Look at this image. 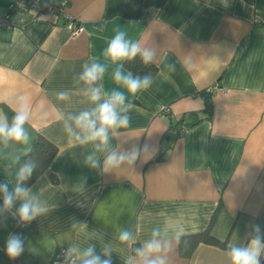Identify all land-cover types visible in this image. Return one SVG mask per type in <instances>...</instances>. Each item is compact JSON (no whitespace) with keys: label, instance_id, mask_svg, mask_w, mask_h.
<instances>
[{"label":"crops","instance_id":"0c3cea01","mask_svg":"<svg viewBox=\"0 0 264 264\" xmlns=\"http://www.w3.org/2000/svg\"><path fill=\"white\" fill-rule=\"evenodd\" d=\"M12 1L0 0V22L8 24L0 26V116L23 96L30 141L0 144V176L14 184L16 159L36 134L57 153L29 186L47 213L26 226L11 215L0 218V264H63L53 258L58 248L96 243L99 251L108 241L113 264H123L156 226L167 223L182 236L203 232L219 204L210 231L228 246L245 243L250 224L264 229V0H66L68 13L84 26L75 37L62 17L42 10L63 0H40L42 19L9 12ZM117 28L155 48L158 69L151 88L128 97L131 122L113 144H148L150 151L133 168L101 175L83 163L91 145L70 143L62 120L90 107L74 77L101 57ZM103 84L117 87L111 69ZM213 84L226 91L209 93V117L201 91ZM61 91L69 100L57 99ZM75 221L86 228L72 229ZM120 228L133 230L136 245L116 239ZM13 232L25 238L16 260L4 250ZM185 249L179 243L169 264H226L227 249L218 245Z\"/></svg>","mask_w":264,"mask_h":264},{"label":"clouds","instance_id":"9594fccd","mask_svg":"<svg viewBox=\"0 0 264 264\" xmlns=\"http://www.w3.org/2000/svg\"><path fill=\"white\" fill-rule=\"evenodd\" d=\"M45 7L47 4L44 5ZM37 17L35 10L31 11ZM42 19L44 17H37ZM157 55L155 48L142 46L140 41L128 37L126 31L117 28L114 36L108 41L101 57H92L90 62L82 65L81 72L74 77L77 85H83L81 91L90 107L78 112L67 113L62 120V127L69 142L91 149L83 154V163L101 175L116 173L125 167L133 168L137 161L143 160L149 153V145L132 144L124 148L113 144L121 136V129L130 125L129 113L133 107L129 96H136L147 91L153 84L151 74L134 75L125 69V63L139 57L143 65H150ZM111 69V78L117 86L106 90L103 84L105 75ZM174 71V65H168ZM69 93H57L59 101L69 100ZM11 118L0 116V144H27L30 135L25 125L30 121L31 113L23 96L17 101ZM32 159L19 163L14 184L7 180L0 182V218L11 215L18 225L26 226L48 211V207L38 191L26 186L37 168ZM18 205V206H17ZM85 224L75 221L71 227L79 231ZM247 240L243 244H233L225 252L226 264H264V229L260 224H250ZM182 231H170L167 223L151 229L149 236L138 246L131 248L123 264H169L170 254L180 243ZM116 239L125 245H136V235L129 228H120ZM5 253L10 260H16L25 251V238L20 233H9L5 242ZM114 252L111 241L104 242L97 251L96 243L68 246L63 253V264H113Z\"/></svg>","mask_w":264,"mask_h":264},{"label":"trees","instance_id":"16d2710c","mask_svg":"<svg viewBox=\"0 0 264 264\" xmlns=\"http://www.w3.org/2000/svg\"><path fill=\"white\" fill-rule=\"evenodd\" d=\"M147 3H151V4H162L163 0H147ZM125 68L127 70H130L133 72L134 75L139 74V75H144L146 73H149L152 75L156 74L157 72V66L156 64L152 63L150 65H143L140 62L139 57L136 58L135 61L132 62H127L125 63ZM207 89V88H206ZM203 90L201 91V95L203 96V98L205 99V109L208 116H211L212 113V101L211 98L209 97V93H207V91ZM4 110H5V115L9 118L12 117V115L14 114V112L9 109L8 107L4 106ZM185 126V125H184ZM186 127V126H185ZM32 144L30 149L28 150L27 153H24V155L18 157L16 159V173L18 171V167H19V163H22L24 160L27 159H32L34 161L37 162V168L35 170V172L33 173V176L31 177L30 180L26 181V186H30L31 183H33V181L35 179L38 178V176H40L41 174L45 173V171L47 170L48 164L50 163V161L52 160V158L55 156V154L57 153V147H55V145L53 143H51L50 141H47L44 137H42L39 134H36L34 137V140H32ZM15 173V175H16ZM15 175L12 178L15 181ZM220 204L218 205V208L216 209V211L214 212L213 216L211 217V221L209 223V225L205 228V230L203 232H199V233H195L193 235H188V236H182L180 244H182L183 247H185L186 254H189L192 249L199 244V242H203V243H210L213 245H218L224 249H228V243L226 241H221L219 239H216L212 236L211 234V226L213 225L214 221L216 220V214L217 212L220 210ZM184 242L188 243L189 246H187Z\"/></svg>","mask_w":264,"mask_h":264},{"label":"built area","instance_id":"2783aa9c","mask_svg":"<svg viewBox=\"0 0 264 264\" xmlns=\"http://www.w3.org/2000/svg\"><path fill=\"white\" fill-rule=\"evenodd\" d=\"M66 0H63L59 4H47V6H43V12L46 13L49 16H54V17H62L64 19V26L66 30L69 32L71 37L78 36L81 34L84 30V26L73 16H71L66 7ZM40 6L41 2L40 0H13L12 3L9 6V12L12 11L13 9H21L25 11H33L35 10L36 13L40 12ZM7 22L5 19H3L0 22V26H7ZM215 89L216 91L223 93L225 92V88L220 87L217 84H213L210 88H207L206 91L207 93H211V90ZM0 182H5L3 177L0 176ZM65 251V248L60 247L58 248L53 256L55 260L63 261V253Z\"/></svg>","mask_w":264,"mask_h":264}]
</instances>
